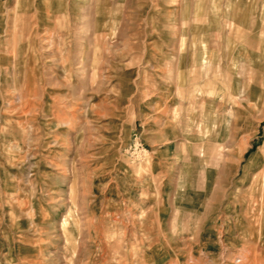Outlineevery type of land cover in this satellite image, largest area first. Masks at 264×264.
Instances as JSON below:
<instances>
[{
    "label": "rangeland",
    "instance_id": "1",
    "mask_svg": "<svg viewBox=\"0 0 264 264\" xmlns=\"http://www.w3.org/2000/svg\"><path fill=\"white\" fill-rule=\"evenodd\" d=\"M253 262L264 0H0V264Z\"/></svg>",
    "mask_w": 264,
    "mask_h": 264
},
{
    "label": "crops",
    "instance_id": "2",
    "mask_svg": "<svg viewBox=\"0 0 264 264\" xmlns=\"http://www.w3.org/2000/svg\"><path fill=\"white\" fill-rule=\"evenodd\" d=\"M204 49L207 51V48L205 46H204ZM204 54H205V56H204V67H205V65H207V62H209L208 65L212 64L213 57H212V52L211 51H208V54H207V52H205Z\"/></svg>",
    "mask_w": 264,
    "mask_h": 264
},
{
    "label": "bare ground",
    "instance_id": "3",
    "mask_svg": "<svg viewBox=\"0 0 264 264\" xmlns=\"http://www.w3.org/2000/svg\"><path fill=\"white\" fill-rule=\"evenodd\" d=\"M261 207V206H260ZM260 218V217H259ZM260 223V222H259ZM248 228H250L249 226H248ZM252 229V228H251ZM242 262L243 261H245V259H243V260H241ZM246 262V261H245ZM256 262V261H255ZM250 263H251V261H250ZM252 264H255L254 262L252 263Z\"/></svg>",
    "mask_w": 264,
    "mask_h": 264
}]
</instances>
